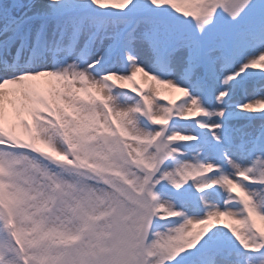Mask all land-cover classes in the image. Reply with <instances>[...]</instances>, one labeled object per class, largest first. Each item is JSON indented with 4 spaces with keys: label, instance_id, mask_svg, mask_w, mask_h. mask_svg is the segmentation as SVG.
I'll use <instances>...</instances> for the list:
<instances>
[{
    "label": "snow or ice",
    "instance_id": "snow-or-ice-1",
    "mask_svg": "<svg viewBox=\"0 0 264 264\" xmlns=\"http://www.w3.org/2000/svg\"><path fill=\"white\" fill-rule=\"evenodd\" d=\"M0 264H264V0H0Z\"/></svg>",
    "mask_w": 264,
    "mask_h": 264
}]
</instances>
